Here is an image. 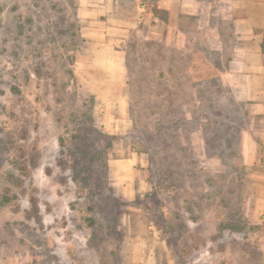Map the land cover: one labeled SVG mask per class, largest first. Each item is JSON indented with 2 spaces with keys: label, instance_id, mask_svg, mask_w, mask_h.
Wrapping results in <instances>:
<instances>
[{
  "label": "rangeland",
  "instance_id": "rangeland-1",
  "mask_svg": "<svg viewBox=\"0 0 264 264\" xmlns=\"http://www.w3.org/2000/svg\"><path fill=\"white\" fill-rule=\"evenodd\" d=\"M195 1L0 0V264H264V139Z\"/></svg>",
  "mask_w": 264,
  "mask_h": 264
},
{
  "label": "crops",
  "instance_id": "crops-1",
  "mask_svg": "<svg viewBox=\"0 0 264 264\" xmlns=\"http://www.w3.org/2000/svg\"><path fill=\"white\" fill-rule=\"evenodd\" d=\"M195 2L196 10L203 6L209 20L219 19L226 26L211 28L222 43L232 45L227 63L222 66L220 81L222 88L229 91L233 103L246 108V115L252 122V131L244 134L246 144L252 148L249 154L258 155L262 153V145L254 139H264V0ZM172 3L175 4L176 0L159 2L160 8L171 12L175 21Z\"/></svg>",
  "mask_w": 264,
  "mask_h": 264
},
{
  "label": "trees",
  "instance_id": "trees-1",
  "mask_svg": "<svg viewBox=\"0 0 264 264\" xmlns=\"http://www.w3.org/2000/svg\"><path fill=\"white\" fill-rule=\"evenodd\" d=\"M263 50H264V43H263Z\"/></svg>",
  "mask_w": 264,
  "mask_h": 264
}]
</instances>
